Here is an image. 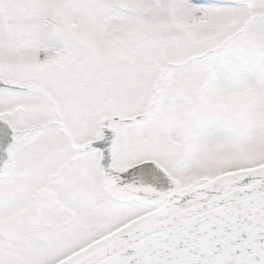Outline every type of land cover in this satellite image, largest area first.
<instances>
[{
    "label": "snow or ice",
    "instance_id": "obj_1",
    "mask_svg": "<svg viewBox=\"0 0 264 264\" xmlns=\"http://www.w3.org/2000/svg\"><path fill=\"white\" fill-rule=\"evenodd\" d=\"M0 264H264V0H0Z\"/></svg>",
    "mask_w": 264,
    "mask_h": 264
}]
</instances>
